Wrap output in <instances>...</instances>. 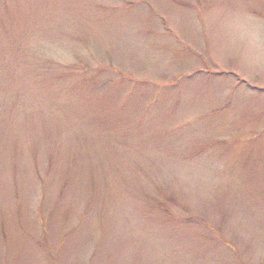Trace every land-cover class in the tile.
Instances as JSON below:
<instances>
[{
    "label": "rangeland",
    "instance_id": "obj_1",
    "mask_svg": "<svg viewBox=\"0 0 264 264\" xmlns=\"http://www.w3.org/2000/svg\"><path fill=\"white\" fill-rule=\"evenodd\" d=\"M0 264H264V0H0Z\"/></svg>",
    "mask_w": 264,
    "mask_h": 264
}]
</instances>
